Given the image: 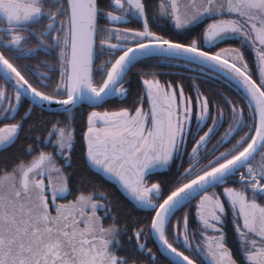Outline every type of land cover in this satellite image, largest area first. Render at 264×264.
<instances>
[{
	"label": "snow or ice",
	"instance_id": "1",
	"mask_svg": "<svg viewBox=\"0 0 264 264\" xmlns=\"http://www.w3.org/2000/svg\"><path fill=\"white\" fill-rule=\"evenodd\" d=\"M0 264H264V0H0Z\"/></svg>",
	"mask_w": 264,
	"mask_h": 264
}]
</instances>
